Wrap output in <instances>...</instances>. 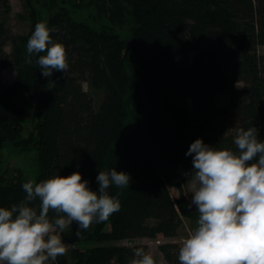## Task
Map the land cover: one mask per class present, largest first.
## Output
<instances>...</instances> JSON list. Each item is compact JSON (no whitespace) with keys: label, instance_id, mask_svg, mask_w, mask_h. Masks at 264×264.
Listing matches in <instances>:
<instances>
[{"label":"trees","instance_id":"trees-1","mask_svg":"<svg viewBox=\"0 0 264 264\" xmlns=\"http://www.w3.org/2000/svg\"><path fill=\"white\" fill-rule=\"evenodd\" d=\"M85 1L23 0L29 29L12 34L9 0H0V71L15 68L12 83L0 80V207L22 202L29 181L8 166L6 150L35 151L37 183L79 172L98 191L99 171H123L129 185L107 189L120 211L79 237L78 225L65 230V240L94 243L70 248L54 264H131L134 248L148 253L146 243L131 240L176 236L183 215H199L189 212L180 185L192 178V142L235 151L237 130L250 127L264 141V54L257 50L264 45V0H91L106 18L97 25L75 19L66 6ZM38 22L55 29L54 41L66 47V73L42 76L37 54L26 62ZM83 82L102 89L97 106ZM221 91L230 97L218 106L214 95ZM30 110L33 128L24 135L21 118ZM121 240L130 242L111 243ZM181 243L157 245L161 264H179Z\"/></svg>","mask_w":264,"mask_h":264},{"label":"clouds","instance_id":"clouds-1","mask_svg":"<svg viewBox=\"0 0 264 264\" xmlns=\"http://www.w3.org/2000/svg\"><path fill=\"white\" fill-rule=\"evenodd\" d=\"M53 31L45 22L36 23L26 45V62L37 54L46 78L68 70L66 47L54 41ZM257 133L256 127L238 129L235 151L200 138L191 143L186 152L193 165L188 206L199 215L179 247V264H264V141ZM130 179L113 168L99 171L98 191L79 172L23 183L24 200L0 207V264H54L67 252L65 230L75 222L79 237L93 222L119 212L121 201L107 189L127 187ZM133 257L131 264H156L142 247L133 249Z\"/></svg>","mask_w":264,"mask_h":264},{"label":"rangeland","instance_id":"rangeland-1","mask_svg":"<svg viewBox=\"0 0 264 264\" xmlns=\"http://www.w3.org/2000/svg\"><path fill=\"white\" fill-rule=\"evenodd\" d=\"M10 4V10L6 14V24L9 27L12 34H21L25 33L29 29V21L27 18H24V14L26 13L23 0H9ZM66 6L72 11V15L77 20H83L87 21L89 24L97 25L98 21L100 20L101 23L106 22L105 16L102 14L97 13L96 9V3L91 0H86L82 5L72 7L69 4H66ZM43 21L46 17V14L43 10H41ZM127 33L122 32L121 35L124 37ZM5 50L10 51L11 50V44L8 42L5 45ZM258 53L264 54V45H259L257 47ZM15 76V68L14 66H7L3 68L0 71V80L4 83H12ZM83 88L87 90L93 97L94 105L97 106L98 102L100 101L102 97V89H96L93 87H90L86 82H83ZM243 83L240 81L235 82L234 87L235 88H242ZM230 94L228 91H221L214 95L215 104L218 106L226 105L228 103ZM32 110L28 111V113L21 118V123L23 125V134L27 135L28 132H30L33 128L34 118L32 115ZM34 157H35V151L31 150L28 152L22 153H13L12 151L6 150L3 151V158L8 161V166L20 168V170L28 177V180H32V170H33V163H34ZM190 182L191 178H185L180 181L181 188L184 192V195L188 201V205L191 201V191H190ZM168 188L171 194L172 198H176L178 195V186L176 181H172L168 184ZM188 210L190 213H198L195 209V206L192 208H189ZM198 219V215L188 216L183 215L182 216V222L181 226L179 227L178 233L176 236L172 237L171 239L167 238H156V239H150L147 238L146 241H144L147 244V251H149L150 255L153 256V258L156 261V264L158 263V254H157V245L162 242L167 241H173L181 243L184 238L187 237V235L195 229L197 226L196 221ZM77 227V224L73 222V224L70 226V228ZM72 237V236H71ZM64 239V242L67 244L68 248L67 251L70 248L73 247H80L83 248V246H89L93 244L94 242H73L71 238L67 235ZM135 240H138L135 242ZM131 240L132 243H140L141 241L139 239ZM130 241L128 240H121L119 243L121 244H129ZM109 243V242H108ZM111 243H117V242H111ZM132 261V260H131Z\"/></svg>","mask_w":264,"mask_h":264},{"label":"crops","instance_id":"crops-1","mask_svg":"<svg viewBox=\"0 0 264 264\" xmlns=\"http://www.w3.org/2000/svg\"><path fill=\"white\" fill-rule=\"evenodd\" d=\"M174 237V236H173ZM159 238H163V237H159ZM172 237H170V238H167V239H171ZM135 239H139L141 242L140 243H145L144 241H146V239L147 238H135ZM135 239H133V240H135ZM136 241H138V240H135V242ZM171 241V240H170ZM120 241H117V243H119ZM148 254H150L149 253V251H148ZM157 256H158V263L157 264H161V263H163L164 262V259H163V257H162V255H161V253L159 252V250H158V248H157Z\"/></svg>","mask_w":264,"mask_h":264}]
</instances>
